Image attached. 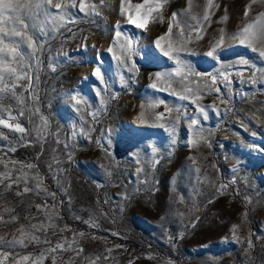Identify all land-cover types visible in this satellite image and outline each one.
Listing matches in <instances>:
<instances>
[{
	"label": "rangeland",
	"instance_id": "rangeland-1",
	"mask_svg": "<svg viewBox=\"0 0 264 264\" xmlns=\"http://www.w3.org/2000/svg\"><path fill=\"white\" fill-rule=\"evenodd\" d=\"M159 2L86 0L99 15H85L76 0L77 8L69 9L74 23L47 37L34 34L43 42L38 60L25 69L29 79L17 82V98L5 101L15 117L8 122L26 131L0 126V173L14 181L22 165H33L23 169L31 191L15 194L23 180L0 184V252L11 253L3 264H36L42 253L39 264H264V77L257 71L255 83L250 80L264 58L230 39L264 12V2L251 4L246 18L251 0H213L202 39L187 44L191 52L178 53L195 71L217 75L211 86L219 93L202 83L211 84V76L187 75L185 83L200 89L198 99L187 92L180 98L182 77L156 80L176 65L154 42L165 37L161 47L172 43L175 57L179 29L166 36L172 13L187 11L177 20L196 24L192 16L203 15L207 0H191V8L189 0H166L162 22L152 18L156 12L146 14ZM129 15L146 20V30L128 24ZM222 29L217 62L206 54ZM129 36L133 51L124 65L113 57ZM98 54L102 79L94 76ZM218 70L231 73L229 87ZM210 105L205 119L197 109ZM190 117L198 120L199 137ZM22 227L39 241L7 247ZM57 244L64 247L46 251Z\"/></svg>",
	"mask_w": 264,
	"mask_h": 264
},
{
	"label": "snow or ice",
	"instance_id": "snow-or-ice-1",
	"mask_svg": "<svg viewBox=\"0 0 264 264\" xmlns=\"http://www.w3.org/2000/svg\"><path fill=\"white\" fill-rule=\"evenodd\" d=\"M106 0H99V6H104ZM166 0H160L159 3L155 4L153 7L147 9V15L152 16L153 12H156L157 15L153 16L154 20L163 21L162 7ZM257 0H251V3L245 7V17L247 18L249 15V11L251 10V4H255ZM264 2V0H262ZM149 3V0H145V4ZM192 2L189 0V8H191ZM79 11L84 13L85 15H92L93 13L99 15L98 6L96 4L89 5L86 3V0H80L79 3ZM136 9H141L144 5H136ZM216 7L214 5L213 0H207V4L205 5V11L202 16L193 15L192 19L196 20V24H191L187 20H177V17H184L187 15V11H182L181 13L173 12L169 21L168 33L166 36H171L173 32V27H177L179 31L176 33V39L173 41L176 45H178L177 54L175 57L173 56V46L172 43L169 44L168 50H165L161 47V40L165 39V37H159L154 42L155 47L163 53L165 57L168 59H174L176 67L173 72L165 73V74H157L156 80L167 79L172 81L175 77H182L179 81L183 85L181 90V99H185L184 92L191 93L195 95L197 99L199 98L200 89L199 88H191L185 83L186 77L188 74H192L195 76H211L212 81L211 84L207 80L203 81L205 87H207L210 91H215L217 93L220 92L219 88L212 89L213 84L217 82V75L209 73L207 71H195L191 64L183 61L179 56V50H186L191 52V49L187 48V44L192 39H202V34L205 30V23L209 21L212 10ZM77 8L76 0H24L21 3V0H0V126L3 128L10 129L17 133H25V128L22 127L19 123H9V120L15 119L11 115V104L5 105L6 100H13L17 98V92L15 91L16 84L18 81L22 79H29L28 72L25 71L26 68H31V61L38 60L37 49L43 48V42L41 41L37 44L34 40V34L38 31L41 36L47 37L50 32L57 31L60 27H62L65 23H74L75 17L72 13L69 12V9ZM91 8L92 11L89 12L87 9ZM121 14H125V10L122 6ZM7 22V23H6ZM127 23L130 25H134L136 29H144L146 30L147 21L144 19H133L131 15L127 16ZM120 26H115L114 35L116 38H119L122 33L119 30ZM185 31H187V37L184 36ZM27 33H33V36L27 35ZM193 33L195 34L193 36ZM87 37H85V40ZM231 40H238L241 45H245L251 49L253 52H258L259 57L264 58V12L259 13L253 21L247 22L240 30V32L233 34L230 37ZM133 40L134 37L129 36L127 40L124 42L123 49L121 51L120 56H114V59H117L122 64L127 65L128 55L133 51ZM225 42V35L223 29L221 30V35L219 40H216L212 44V48L209 52H207V56L213 58L217 62H219L220 57L218 53V49L222 47ZM115 44V40H114ZM26 45L25 49L23 46ZM259 45V47L257 46ZM87 45H82L83 50H87ZM95 47V46H93ZM30 50V51H29ZM113 47H109L108 52L112 53ZM123 57V59H121ZM97 66L94 70V76L102 79V73L100 64H102V58L98 54L97 55ZM242 63L247 64V61H243ZM130 67L134 68V65ZM224 67H234V66H225ZM251 67V66H250ZM260 72L261 76L264 77V68L256 69V71L252 72V76L250 80L255 83L257 77L256 72ZM230 72L224 70H218V75L223 78V81L226 82L225 86H230ZM87 79V77H85ZM27 87L31 88L32 85L29 83ZM153 88H156V84L152 85ZM218 99H221L222 103H226L227 101L222 97L218 96ZM76 104H80L81 100L76 99ZM195 103V101H193ZM154 106V105H153ZM214 107L213 105L200 107L197 110L204 114L205 119L207 118V108ZM171 111V109L169 110ZM4 113H8L7 119L4 118ZM20 115H23V111L21 110ZM143 115V114H142ZM159 118V117H158ZM143 122V121H141ZM189 123L193 126V131L196 136L199 137L201 134V129L197 127L198 120L195 117L189 118ZM6 138V137H5ZM23 139V137H20ZM191 143L195 144V141H191ZM210 146V145H209ZM14 150V149H10ZM7 167V165H6ZM32 168L33 165H22L21 166V175L16 177L14 181L10 177L9 173L3 172L0 173V184L4 182V180H10L15 183H19L21 180L25 182V187L23 191H17L15 194L17 196L23 195V193L29 192L32 189L27 185V173L23 171V169ZM139 171V169H138ZM199 171V169H196ZM12 186V183H8L4 187V191H7ZM227 186L224 184L220 185V190L223 191ZM54 195V194H50ZM3 196V192H0V197ZM2 219V216H0ZM13 220L16 217L12 218ZM7 223V222H6ZM87 223V222H86ZM38 225H31V228H38ZM235 227L234 234H235ZM19 231H21L22 235L19 239L15 236L11 241H7V247L15 248L17 245L26 246L25 241L31 242L32 240L39 241V237L30 236L25 234V230L22 227ZM82 236L83 233H80ZM115 235V233H113ZM4 243V238L0 237V244ZM62 244H57L55 248L48 249L46 251H55L56 249L63 248ZM248 247H252L251 241L248 242ZM82 251V249H80ZM110 251V250H109ZM11 255L8 251L0 252V264H3ZM43 253L41 257L38 258L36 264H39V260H42ZM22 261H28L29 256L25 255L20 258ZM17 264H20L17 261Z\"/></svg>",
	"mask_w": 264,
	"mask_h": 264
}]
</instances>
